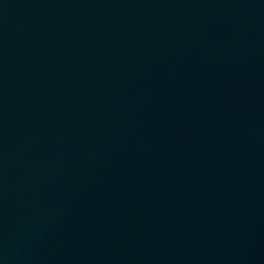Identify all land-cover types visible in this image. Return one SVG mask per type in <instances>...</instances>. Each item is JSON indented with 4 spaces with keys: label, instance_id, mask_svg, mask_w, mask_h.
<instances>
[{
    "label": "water",
    "instance_id": "1",
    "mask_svg": "<svg viewBox=\"0 0 264 264\" xmlns=\"http://www.w3.org/2000/svg\"><path fill=\"white\" fill-rule=\"evenodd\" d=\"M0 264H264V0H0Z\"/></svg>",
    "mask_w": 264,
    "mask_h": 264
}]
</instances>
